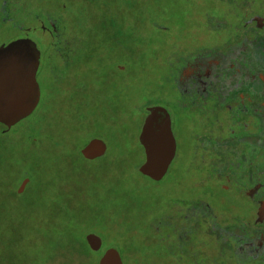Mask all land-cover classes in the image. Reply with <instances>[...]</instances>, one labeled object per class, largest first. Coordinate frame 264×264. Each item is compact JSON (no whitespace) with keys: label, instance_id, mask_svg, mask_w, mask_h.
Returning a JSON list of instances; mask_svg holds the SVG:
<instances>
[{"label":"flooded vegetation","instance_id":"af4514ba","mask_svg":"<svg viewBox=\"0 0 264 264\" xmlns=\"http://www.w3.org/2000/svg\"><path fill=\"white\" fill-rule=\"evenodd\" d=\"M15 44L39 54V98L0 123L5 164L25 140L55 173L104 163L82 188L0 185L51 231L68 222L20 264H264V0H0V50ZM154 108L176 144L161 181L141 172Z\"/></svg>","mask_w":264,"mask_h":264},{"label":"rangeland","instance_id":"374dc122","mask_svg":"<svg viewBox=\"0 0 264 264\" xmlns=\"http://www.w3.org/2000/svg\"><path fill=\"white\" fill-rule=\"evenodd\" d=\"M159 37L162 39L161 34ZM39 126L41 125L37 124V127ZM29 129L30 127L28 126H20L10 134V137L15 133L18 134V137L28 135L31 133ZM38 132L41 134H43V132L45 133V131L40 128H38ZM2 135L0 131V185L7 191V195L4 192V196H7V201L12 200V198L8 196V193L14 192L17 189V186L23 180L22 178L31 176L32 174L39 177V179L36 180L37 183H57L67 185L68 188H82L86 182V177L93 175V169L104 165V163L95 165L85 164L76 173H68L65 171L55 173V171L51 169L48 156L43 153H33L39 150V147H32L28 140H25L24 143L27 148H20L18 146L16 150L13 151V158L10 159L11 162L5 164L3 158V141L5 138ZM29 150L30 152H28ZM72 150L75 151V148ZM110 151L114 152L115 149L112 148ZM28 172L30 173L28 174ZM40 177L42 179H40ZM140 181L145 184L149 183L144 179ZM15 197L19 198V201H21L20 198L22 197ZM21 203L22 202L18 201L12 203H4L3 200L0 201V264H20V261H24V255H29L33 247L44 245L43 239L41 242H38L39 237H48L53 234V232L68 231L65 229L68 224L66 219L65 221L60 220L58 222L54 220L53 225L57 228H53L52 232L50 230V222L47 223L31 219L33 212L28 208L24 210L23 207H21ZM79 207H84L83 202H80ZM41 214H49V212L42 211ZM61 214L62 216L65 215L64 213ZM2 216L3 218H1ZM48 242H50V239ZM24 259L25 262H30L28 256ZM76 261L80 262L77 256ZM70 262L71 255L64 251V253L59 255L57 260H54L51 264H69ZM32 264H39V260L35 259Z\"/></svg>","mask_w":264,"mask_h":264},{"label":"water","instance_id":"95a60500","mask_svg":"<svg viewBox=\"0 0 264 264\" xmlns=\"http://www.w3.org/2000/svg\"><path fill=\"white\" fill-rule=\"evenodd\" d=\"M38 59V52L34 53L24 45L15 44L0 50V123L9 128L30 116L38 103V100L29 99L35 96L39 98L36 84ZM141 143L147 154L141 172L155 181H161L176 152L170 116L165 109H151ZM96 144L98 143L91 144L85 151L86 157L93 158L92 153L105 150L103 145L96 147ZM113 259L117 260L115 255ZM118 264H121V261Z\"/></svg>","mask_w":264,"mask_h":264}]
</instances>
